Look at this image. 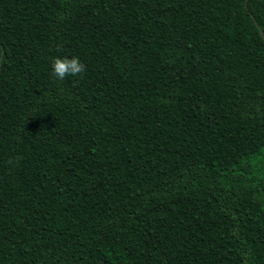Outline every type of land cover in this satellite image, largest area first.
<instances>
[{
	"label": "trees",
	"instance_id": "obj_1",
	"mask_svg": "<svg viewBox=\"0 0 264 264\" xmlns=\"http://www.w3.org/2000/svg\"><path fill=\"white\" fill-rule=\"evenodd\" d=\"M259 30L264 0H0V264H264Z\"/></svg>",
	"mask_w": 264,
	"mask_h": 264
},
{
	"label": "clouds",
	"instance_id": "obj_2",
	"mask_svg": "<svg viewBox=\"0 0 264 264\" xmlns=\"http://www.w3.org/2000/svg\"><path fill=\"white\" fill-rule=\"evenodd\" d=\"M52 70L56 78L64 80L68 76H79L84 72V65L78 57H56L52 61Z\"/></svg>",
	"mask_w": 264,
	"mask_h": 264
},
{
	"label": "water",
	"instance_id": "obj_3",
	"mask_svg": "<svg viewBox=\"0 0 264 264\" xmlns=\"http://www.w3.org/2000/svg\"><path fill=\"white\" fill-rule=\"evenodd\" d=\"M259 34H260V36H261L262 38H264V37H263V33H262L261 30H259Z\"/></svg>",
	"mask_w": 264,
	"mask_h": 264
}]
</instances>
